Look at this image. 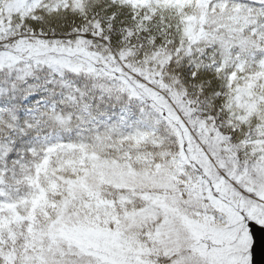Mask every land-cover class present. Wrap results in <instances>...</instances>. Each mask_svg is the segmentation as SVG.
<instances>
[{"label": "snow or ice", "instance_id": "snow-or-ice-1", "mask_svg": "<svg viewBox=\"0 0 264 264\" xmlns=\"http://www.w3.org/2000/svg\"><path fill=\"white\" fill-rule=\"evenodd\" d=\"M0 264H264V0H0Z\"/></svg>", "mask_w": 264, "mask_h": 264}, {"label": "water", "instance_id": "water-1", "mask_svg": "<svg viewBox=\"0 0 264 264\" xmlns=\"http://www.w3.org/2000/svg\"><path fill=\"white\" fill-rule=\"evenodd\" d=\"M254 231L256 230L254 226H252ZM254 254H255V259L256 261H259L261 259L260 255H259V249H254Z\"/></svg>", "mask_w": 264, "mask_h": 264}]
</instances>
